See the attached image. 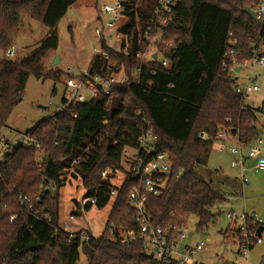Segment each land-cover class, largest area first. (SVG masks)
<instances>
[{
  "label": "trees",
  "instance_id": "trees-1",
  "mask_svg": "<svg viewBox=\"0 0 264 264\" xmlns=\"http://www.w3.org/2000/svg\"><path fill=\"white\" fill-rule=\"evenodd\" d=\"M77 1L0 0V133L23 100L31 75L57 78L43 75L42 59L49 50L58 48L57 25ZM260 2L180 0L164 29L163 41L176 46L171 50L161 46L170 62L164 67L154 59L142 64L138 56L149 44L144 30L151 23L159 0H130L128 19L121 27L128 38L119 51L106 47L109 59L96 55L90 65L93 73L104 75L123 70L130 83L117 84L109 95L71 103L66 111L51 114L26 131L30 145L11 147L5 153L6 161L0 163V233L10 226L7 217L15 212L11 200L17 192V205L28 212L22 221L15 222L10 237L8 250L19 264L25 255L31 260L27 264H39L41 252L49 247L58 248L61 264H75L81 249L89 252V245L94 250L88 264H164L148 254L143 242L124 244L118 237L120 229L138 225V211L130 197L136 177L123 164V150L126 146H139L148 122L159 137L156 151L168 153L172 160L167 189L160 195H149L145 201L154 223L182 225L185 217L193 214L198 217L197 228L204 229L215 218L210 208L225 194L207 181L198 167L208 165L213 137L221 128H229L247 145L258 137L255 121L261 109L248 104L242 107V96L233 86L234 78L221 62L232 46L230 32L237 40L235 48L241 58L251 56L256 47L264 44V22L244 11L246 7L257 10ZM27 18L40 20L51 31L27 56L15 60L6 52L14 46ZM140 65L142 72L138 74L136 69ZM151 68H155V74L149 72ZM149 80L152 84L145 91L142 86ZM203 130L209 138L200 136ZM53 144V148H61L59 153H54ZM36 150L42 154L40 160L36 159ZM72 167L74 173H70ZM104 170H108L107 177L103 176ZM116 172L125 173L120 187L113 181ZM68 176L82 179L87 190L85 197H97L96 204L87 203L84 210L94 205L106 207L112 189L118 188L108 221L109 234L92 235L88 243L82 244L67 232L63 239L57 237V200ZM50 185L56 186L54 194ZM39 186H48L45 192L54 200L43 211L37 209L39 203L30 195ZM82 211L80 206L73 214L81 215ZM248 224L257 228L251 219ZM227 232L228 237H233L231 230Z\"/></svg>",
  "mask_w": 264,
  "mask_h": 264
},
{
  "label": "rangeland",
  "instance_id": "rangeland-1",
  "mask_svg": "<svg viewBox=\"0 0 264 264\" xmlns=\"http://www.w3.org/2000/svg\"><path fill=\"white\" fill-rule=\"evenodd\" d=\"M264 1V0H261ZM101 0H78L66 15L59 21L57 31L59 35V45L57 49L49 50L42 59L43 75H57V78H37L31 75L25 91L23 100L14 108L8 118L7 124L1 129L0 135L5 138L0 142V160L3 157V149L7 145L17 147L19 144L30 145V139L25 135L26 131L35 127L37 123L51 116L56 106L60 105L66 91L65 79L69 75L81 73L88 66V57L97 46V35L95 29L101 23L98 19ZM51 28L44 25L40 20L27 18L20 27V32L14 43L15 55L13 59H21L27 56L31 50L37 47L42 40L50 33ZM115 33V31H112ZM149 55V53H148ZM60 57V63L53 65L55 57ZM87 57L82 60V57ZM90 66V65H89ZM88 66V67H89ZM245 72V69L236 65L234 74ZM253 82L260 87V90L249 94L247 103L261 107L258 112L257 133L262 135L264 152V64L255 63L253 67ZM240 82H242L240 80ZM51 101V105H50ZM46 107V108H45ZM24 140L21 141L22 137ZM56 138L53 140L55 142ZM25 143V144H24ZM236 143L231 140L217 141L213 144L208 165L198 167V172L215 187L225 194V198L219 199L211 206L210 210L215 214V218L204 228L198 229V217L189 215L185 217V222L191 230L195 231L193 240L203 238L207 241V248L199 253V264H250L260 261L264 255V246L256 244L250 249V258L242 257L239 253L240 244L237 237H228L231 220L227 217L230 211L240 215L242 213L252 214L253 211L264 218V170H254L249 163L245 175L248 182L243 185L240 178V169L232 167L233 155L229 150V144ZM221 144L223 148L220 149ZM54 144L52 145L53 148ZM54 153H59L61 148L55 149ZM36 159L40 160V151H34ZM13 159V158H12ZM11 159V160H12ZM123 164L128 169L125 161ZM125 179V173L116 172L114 182L120 184ZM55 185H50V190L54 194ZM48 186H39L30 191V195L35 196L39 203L37 209L43 211L52 205L54 200L45 192ZM9 192V190H8ZM87 190L81 178L68 176L67 183L59 190V227L56 229L57 237H64L66 233L63 228L68 223L73 229L87 228L95 237L109 234V218L112 214L114 201L113 196L108 205L102 209L95 205L90 210H83L81 215H71L81 206ZM20 192L12 198V205L15 212L7 217L10 226L4 228V233H0V263L19 264L16 257H12L9 252L10 237L13 234L12 227L18 220H23L28 212L17 205ZM80 205V206H79ZM242 220L239 219L237 227ZM42 261L39 264H61L58 257V248L49 247L41 252ZM81 261L88 264L89 257L81 249ZM24 260V262H22ZM21 264H27L31 260L28 255L20 259Z\"/></svg>",
  "mask_w": 264,
  "mask_h": 264
},
{
  "label": "built area",
  "instance_id": "built-area-1",
  "mask_svg": "<svg viewBox=\"0 0 264 264\" xmlns=\"http://www.w3.org/2000/svg\"><path fill=\"white\" fill-rule=\"evenodd\" d=\"M179 1L159 0L151 23L144 30V37L149 40V44L145 50L138 52L142 64L148 59H154L158 60L164 67L169 66L170 62L168 61L166 52L161 49V46L164 45L169 50L175 49L176 47L174 42H164L163 34L168 18ZM129 3L130 0H101L98 17L101 25L95 29L97 46L94 47L93 52L88 57V66L91 65L96 55H101L103 58L109 59L110 53L106 47L114 51H119L123 40L128 38V33L123 32L121 27L128 19L126 10L128 9ZM255 11V18L264 22V1L260 2ZM112 31H115V33H112ZM229 36V42L232 46L225 53L221 62L222 67L234 78L233 86L236 92L242 96V107L245 108L247 104L256 107L255 104L247 103L246 98L249 94L260 90V87L253 83L257 78V76H254L253 67L255 63L264 64V44L262 43L256 47L251 56L241 58L240 53L235 48L237 40L234 38L232 32H230ZM15 53V47L12 46L6 52V55L13 58ZM154 55L157 56L154 57ZM86 59L87 57H82L83 61ZM236 65L244 68L245 72L235 75ZM88 66L81 73L66 77V91L62 102L56 106L52 114L66 111L68 105L71 103L88 102L102 95H109L113 87L117 84L130 83L128 75L123 70L104 75L101 73H93L90 70V66ZM136 70L138 74H141L142 65L138 66ZM149 72L155 74L156 70L155 68H151ZM151 84L152 81L149 80L142 87L145 91H148ZM73 116H77V114ZM200 136L209 138V134L204 130L200 132ZM1 140L4 141L5 138L1 136ZM227 140L236 142L229 144V150L234 157L231 161V166L240 169L241 182L245 185L248 182L245 171L249 163L251 164L250 167L256 171L264 170V152L261 149L263 138L258 136L253 144L247 145L241 141L239 135H232L229 128H221L213 137L214 142ZM158 141L159 137L154 127L148 122L146 129L140 137L139 146H126L123 150V161L127 163L129 172L136 177V184L132 186L130 197L134 207L138 211L136 218L138 225L136 228H130L128 230L120 229L118 237L124 244H130L135 241L143 242L148 254L164 264H199V260L197 259L198 255L207 248V241L203 238L193 240L195 231L191 230L186 222L182 225L174 224L171 226L155 224L147 211L146 198L149 195H160L167 189L170 172L172 170V160L169 154L156 151ZM10 148L11 146L9 145L4 147L3 157L0 163L6 161L4 156L7 151H10ZM70 173H74L73 167L70 169ZM107 175L108 170H104L103 176L107 177ZM116 185L120 187L121 183ZM55 189L56 187H54ZM117 193L118 188H113L112 197L116 196ZM96 201V196L85 197L81 203V208L84 210L87 203L96 204ZM74 216L75 214H72L71 218ZM227 217L232 221L229 230L233 232V237L238 238L240 255L245 258H250V249L254 245L259 244L264 246V218L255 212L252 214L242 213L238 215L233 211L228 212ZM13 219L14 216H12L11 220ZM239 219L242 220V223L237 227L236 225ZM249 219L255 222L257 228L254 229L249 226ZM260 227H262V231L258 235V229ZM63 228L70 238L78 237L81 244L83 242L88 243L92 236L87 228L73 229L68 223H65ZM111 233H113V230H111ZM93 250V246L89 245V252H87L89 258L93 254ZM75 264H83V262L79 258ZM224 264L231 263L226 262ZM250 264H264V255L260 261Z\"/></svg>",
  "mask_w": 264,
  "mask_h": 264
},
{
  "label": "water",
  "instance_id": "water-1",
  "mask_svg": "<svg viewBox=\"0 0 264 264\" xmlns=\"http://www.w3.org/2000/svg\"><path fill=\"white\" fill-rule=\"evenodd\" d=\"M244 11H245L246 13H248L252 18H255V17H256V11L253 10L252 8H250V7H246V8L244 9ZM156 56H157V55H154V57H156ZM59 63H60V57L57 56V57H55V59H54V61H53V65H56V64H59ZM45 108H46V107H45ZM24 138H25V136L22 137L21 141H23ZM253 213H254V211H253ZM261 231H262V227H260V228L258 229V235H260Z\"/></svg>",
  "mask_w": 264,
  "mask_h": 264
},
{
  "label": "crops",
  "instance_id": "crops-1",
  "mask_svg": "<svg viewBox=\"0 0 264 264\" xmlns=\"http://www.w3.org/2000/svg\"><path fill=\"white\" fill-rule=\"evenodd\" d=\"M75 4H76V3H74L73 5H75ZM73 5H72V6H73ZM72 6H71V7H72ZM71 7H70V8H71ZM70 8L68 9V11L70 10ZM68 11H67V12H68ZM258 108H260V109H261V107H260V106H259ZM258 136L262 137V135H261V134H258ZM223 145H224V144H223ZM223 145L221 144V147H220V149H222V148H223Z\"/></svg>",
  "mask_w": 264,
  "mask_h": 264
}]
</instances>
